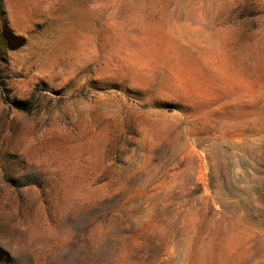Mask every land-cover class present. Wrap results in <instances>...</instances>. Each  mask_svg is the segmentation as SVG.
<instances>
[{
  "label": "rangeland",
  "instance_id": "obj_1",
  "mask_svg": "<svg viewBox=\"0 0 264 264\" xmlns=\"http://www.w3.org/2000/svg\"><path fill=\"white\" fill-rule=\"evenodd\" d=\"M0 264H264V0H0Z\"/></svg>",
  "mask_w": 264,
  "mask_h": 264
}]
</instances>
